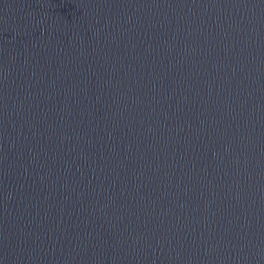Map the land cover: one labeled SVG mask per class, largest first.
I'll list each match as a JSON object with an SVG mask.
<instances>
[{"label":"water","instance_id":"1","mask_svg":"<svg viewBox=\"0 0 264 264\" xmlns=\"http://www.w3.org/2000/svg\"><path fill=\"white\" fill-rule=\"evenodd\" d=\"M0 264H264V0H0Z\"/></svg>","mask_w":264,"mask_h":264}]
</instances>
